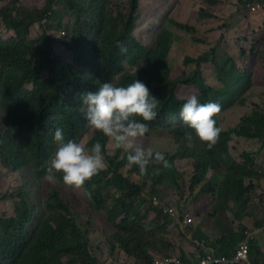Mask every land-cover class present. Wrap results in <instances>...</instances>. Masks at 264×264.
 I'll return each instance as SVG.
<instances>
[{
  "label": "trees",
  "instance_id": "16d2710c",
  "mask_svg": "<svg viewBox=\"0 0 264 264\" xmlns=\"http://www.w3.org/2000/svg\"><path fill=\"white\" fill-rule=\"evenodd\" d=\"M20 1L0 0L4 3L0 6V18L12 32L7 41L0 40V105L4 106L7 127L0 139V166L13 172L24 171L39 187L45 180L46 161L56 148L55 128L61 127L66 139L78 140L88 126L80 109V93L95 91L105 81L126 86L138 78L158 99L157 116L148 122V132L158 127L166 129L175 137L178 149L163 152L167 166L150 162L141 172L138 166H129L125 150L117 148L108 154L109 137L98 131L86 147L91 148L97 141L101 143L105 167L82 186L96 208L113 212L116 217L112 225L115 243L144 264L171 257H176L180 264H196L201 254L198 252L204 256L213 252L217 257L233 258L248 230L235 232L223 218L228 221L232 214L239 216L249 209L254 186L246 182L258 174L249 154H243L242 162L232 157L229 142L233 135L264 140V113L254 111L245 115L235 128L221 129L216 143L207 148L206 142L180 118V108L188 97H179V86H200V102L222 105L238 95V85L250 87L251 74L243 67L238 68L232 58L219 60L215 49L198 58L187 57L185 64L194 63L200 69L203 64L213 63L221 87L206 84L200 70L186 79H170L165 72L173 32L163 26L154 47L139 43L133 29L140 0H128L126 13L113 7L114 0H47L43 10L34 13L20 8ZM58 7L63 11L56 10ZM64 17L70 21L64 23ZM36 23L41 25L42 34L32 38L31 30ZM169 23L189 29L179 22ZM53 28L61 30L59 33L63 31L62 35L50 34ZM59 47L69 53L67 59L58 53ZM122 47L127 51L121 52ZM139 66L143 67L135 74L127 70ZM187 133L192 134L191 140ZM177 159L191 160L193 174L191 168L185 174L178 170ZM134 175L140 177V182L132 178ZM55 176L63 181L62 174ZM164 184L176 190L181 200H186L185 194H192L200 184L201 194L212 198L214 207L209 219L214 223L209 236H203L199 228L191 226L182 232L191 239L204 240V251L198 248L197 253L173 252L175 245L164 235L169 234L167 226L172 220H177L178 227L185 216L176 208L177 216L172 217L165 212L172 204L156 201L159 187ZM31 192L22 188L15 195L17 217H0V264H96L88 239L58 189L49 190L41 204L37 229L31 236L27 234L25 226L35 207L30 202ZM150 212L156 213L153 223L148 220ZM250 250L251 264H264L258 258L264 259L262 252L255 256L259 252L255 239Z\"/></svg>",
  "mask_w": 264,
  "mask_h": 264
},
{
  "label": "rangeland",
  "instance_id": "374dc122",
  "mask_svg": "<svg viewBox=\"0 0 264 264\" xmlns=\"http://www.w3.org/2000/svg\"><path fill=\"white\" fill-rule=\"evenodd\" d=\"M128 3L127 0H114L113 7L126 13L129 8ZM46 4L47 0H26V2L21 0L20 8L31 10L30 12L34 13L42 11ZM2 5L4 3L0 2V6ZM250 5L254 6L255 10L250 9ZM56 10L63 11L59 7ZM136 16L133 34L136 40L145 46H155L156 36L163 26H167L173 32V43L166 61L165 72V75L170 79H186L200 70L206 84L213 88L221 87L223 84L216 78L213 63L203 64L200 69L194 63L185 64L187 57L198 58L215 49L219 60L224 61L228 57L232 58L236 61L238 68L243 67L251 74L250 87L243 84L238 85L236 92L238 95L233 100L225 101L220 105V111L214 114L221 129L235 128L245 115L252 114L254 111L264 113V3H261L260 0H140ZM171 20L185 24L189 29L179 28L175 23L170 24ZM69 21L68 17H64V23ZM55 26L57 25L55 24ZM59 31L61 30L54 29L50 31V34L60 36L63 31L61 33ZM40 34H42V27L36 23L32 27L31 37L36 38ZM11 36L12 32L7 30L4 20L0 18V40L7 41ZM57 51L61 57L68 58L69 53L64 47H59ZM142 67H127V70H132L131 72L135 74ZM242 82L239 81V83ZM200 90V86L180 85L179 97L186 98L195 94L200 98ZM3 108L4 106L0 105V139L7 132L6 113ZM96 132L98 130L88 125L81 132L77 141L86 147L87 142ZM138 143L146 149L151 147L162 152H174L178 149V143L173 134L160 127L154 132H147L138 139ZM116 149L114 142L109 138L108 154H113ZM229 149L232 157L239 162L243 161L244 153L249 154L256 163L258 175L253 180L246 182L247 185L254 186L250 194L251 206L249 209L239 216L232 214L228 221L224 217L223 221L228 222L235 232L241 230L255 232L259 252L256 255L252 254L257 256L262 252L264 258V140L233 135L229 142ZM192 164L193 162L189 159H177L176 161L178 170L184 174L190 168L193 174ZM128 170V168L125 169L124 174H127ZM132 178L136 182H140L139 176L134 175ZM201 184L191 192L192 194H185L186 200L182 199L183 201L181 196L176 194V190L167 184L159 187L156 197L157 202L170 203L171 207L175 210L177 208L179 213L182 212L185 216L184 220L188 218L193 220L186 229L190 226V228H199V232L203 236H209L208 232L210 233L211 225L214 223L210 222L209 215L212 213L214 205L212 206L213 200L209 194H201ZM22 188L32 191L30 202L33 207L35 206L29 222L27 225L25 224L29 236L36 231L40 222L42 201L47 199L49 190L58 189L64 200L69 202L82 232L88 239L90 248L96 256V264H144L142 260L127 255L115 243L112 225L117 219L112 214L113 212L109 213L96 208L83 186L66 185L63 181H58L56 176L52 181L43 180L38 187L30 181L24 171L13 172L0 166L1 218L18 216V207L14 201L15 195ZM36 203L37 205H35ZM143 207L144 203L142 212ZM21 210L24 209L21 208ZM147 216L148 220L153 223L156 213L150 212ZM183 224L184 221L177 227V220L174 222L172 220L169 227L167 226L169 234L164 236L170 238L175 245L173 252L181 253L184 250L187 253H197L199 249L194 245V240L182 234L186 230L180 228ZM250 257L248 258L249 263L253 261ZM258 258L264 263V259Z\"/></svg>",
  "mask_w": 264,
  "mask_h": 264
},
{
  "label": "clouds",
  "instance_id": "9594fccd",
  "mask_svg": "<svg viewBox=\"0 0 264 264\" xmlns=\"http://www.w3.org/2000/svg\"><path fill=\"white\" fill-rule=\"evenodd\" d=\"M126 51L125 47L121 48V52ZM157 108L158 99L150 93L147 84L138 78L126 86L105 81L95 91L80 93V109L86 123L111 138L116 148L125 150L129 166L136 165L141 172L146 170L150 162L168 165L163 152L151 147L146 149L138 143V139L149 131L148 122L156 118ZM219 111L218 103H202L197 95L192 94L181 106L180 118L201 141L206 142L207 148H211L221 132L214 118V114ZM191 135L186 134L189 140ZM53 142L56 144L54 154L46 161L45 179L48 181L60 173L66 185L79 187L105 166L99 141L87 148L75 139H66L63 129L56 127ZM254 234L256 237L257 234Z\"/></svg>",
  "mask_w": 264,
  "mask_h": 264
},
{
  "label": "built area",
  "instance_id": "2783aa9c",
  "mask_svg": "<svg viewBox=\"0 0 264 264\" xmlns=\"http://www.w3.org/2000/svg\"><path fill=\"white\" fill-rule=\"evenodd\" d=\"M250 9L255 10L254 6H249ZM157 201V199H156ZM165 212L175 216L176 212L174 208H165ZM191 218H188L187 220L184 221V224L181 225L182 229H186L188 224L191 223ZM256 239L254 232L252 231H246L245 232V240L243 243L240 244L239 248L236 251V254L234 255L233 258L229 259L226 256L222 257H217L213 254V252H208L205 254L201 252L199 255V261L196 264H244V263H249L248 258L250 256V249H251V242ZM195 245L197 248H201L202 251H204V242L200 241L198 239H193ZM180 264L178 262L176 257H171L167 258L164 261L162 260H157L155 264H168V263H175ZM251 264V263H249Z\"/></svg>",
  "mask_w": 264,
  "mask_h": 264
},
{
  "label": "crops",
  "instance_id": "0c3cea01",
  "mask_svg": "<svg viewBox=\"0 0 264 264\" xmlns=\"http://www.w3.org/2000/svg\"><path fill=\"white\" fill-rule=\"evenodd\" d=\"M25 2H26V0H25Z\"/></svg>",
  "mask_w": 264,
  "mask_h": 264
}]
</instances>
